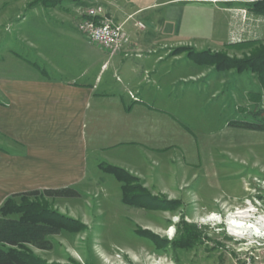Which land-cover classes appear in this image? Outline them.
Instances as JSON below:
<instances>
[{
    "label": "rangeland",
    "instance_id": "obj_1",
    "mask_svg": "<svg viewBox=\"0 0 264 264\" xmlns=\"http://www.w3.org/2000/svg\"><path fill=\"white\" fill-rule=\"evenodd\" d=\"M80 2L81 33L74 30L90 42L80 29L90 6L102 5L106 18V8L117 11L120 19L153 4L129 27L143 33L151 23L157 32L161 26V63L191 68L161 70L158 109L119 106L113 112L114 102L105 100L89 109L83 128L101 148H86L76 178L60 182L80 197L26 196L46 188L19 185L9 168L2 180L0 171V216L42 214L65 223L48 236L52 249L29 246L38 264H264V131L231 124L254 120L264 109V0ZM62 4L0 0V85L31 69L48 75L30 54L29 40L39 38L33 30L50 13L42 7ZM35 7L38 18L30 11ZM189 72L196 73L190 81L168 84ZM95 107L98 118L91 116ZM15 143L0 132L1 153H13Z\"/></svg>",
    "mask_w": 264,
    "mask_h": 264
},
{
    "label": "crops",
    "instance_id": "obj_2",
    "mask_svg": "<svg viewBox=\"0 0 264 264\" xmlns=\"http://www.w3.org/2000/svg\"><path fill=\"white\" fill-rule=\"evenodd\" d=\"M80 1L84 0H72L69 4L63 0L62 5L42 7L50 13L43 14L40 27L36 24L39 28H35L33 34L39 38L30 39L29 44L37 51L30 54L47 67L48 75H38L31 69L25 78L2 80L0 132L18 145L13 147V153L0 152L2 180L6 179L5 172L9 168L21 186L66 187L60 182L76 178V173L85 165L86 148H101L94 144L92 136L87 139L83 128L92 106L105 100L114 102L110 107L113 112L119 106L120 109L123 106L158 109L156 100L161 95L163 81L161 70L170 74L176 67L191 68L190 64L161 63V26L157 32L151 23L143 33L129 27L137 14L153 4L136 8L120 19L115 18L117 11L106 8L108 19L122 25L129 37L121 52L113 54L84 35L85 39H81L74 30L80 32L76 25L77 11L84 4ZM238 2L230 0L228 3ZM30 11L38 18V7ZM94 46L105 55L95 53ZM195 75L189 72L171 79L168 84L172 87L182 80L190 81ZM100 110L95 107L91 116L100 117ZM117 116L113 118L118 121ZM69 172H73V176Z\"/></svg>",
    "mask_w": 264,
    "mask_h": 264
},
{
    "label": "trees",
    "instance_id": "obj_3",
    "mask_svg": "<svg viewBox=\"0 0 264 264\" xmlns=\"http://www.w3.org/2000/svg\"><path fill=\"white\" fill-rule=\"evenodd\" d=\"M259 10L264 11V3L261 4ZM254 116V120H234L231 124L245 129L264 131V109L254 112ZM123 192L126 194L125 189ZM24 194L31 197L44 195L51 198L81 196L77 189L69 186L27 191ZM123 201L130 203L127 197H124ZM45 216L42 214L0 216V264H38L41 262L31 254L29 246L50 250L53 244L48 236L58 234L62 228H66L62 221Z\"/></svg>",
    "mask_w": 264,
    "mask_h": 264
},
{
    "label": "built area",
    "instance_id": "obj_4",
    "mask_svg": "<svg viewBox=\"0 0 264 264\" xmlns=\"http://www.w3.org/2000/svg\"><path fill=\"white\" fill-rule=\"evenodd\" d=\"M80 23V29L89 34L91 41L105 49L118 51L126 44L127 36L124 28L106 18L102 5L90 6L84 11ZM138 26L145 28L141 21L138 22ZM247 264L255 263L249 259Z\"/></svg>",
    "mask_w": 264,
    "mask_h": 264
},
{
    "label": "bare ground",
    "instance_id": "obj_5",
    "mask_svg": "<svg viewBox=\"0 0 264 264\" xmlns=\"http://www.w3.org/2000/svg\"><path fill=\"white\" fill-rule=\"evenodd\" d=\"M234 223H236V224H234V226H235V225H238L239 222H237V221L234 220ZM231 226H233V224H231ZM237 228H238V226H237ZM254 235H256V234H254ZM256 236H259V235H256Z\"/></svg>",
    "mask_w": 264,
    "mask_h": 264
}]
</instances>
